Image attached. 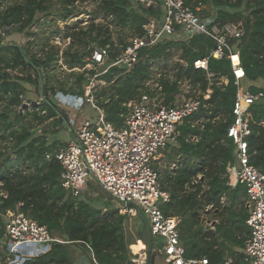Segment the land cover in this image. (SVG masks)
Returning a JSON list of instances; mask_svg holds the SVG:
<instances>
[{
  "label": "trees",
  "instance_id": "obj_1",
  "mask_svg": "<svg viewBox=\"0 0 264 264\" xmlns=\"http://www.w3.org/2000/svg\"><path fill=\"white\" fill-rule=\"evenodd\" d=\"M183 1L202 16L217 15L221 23L243 24L244 36L231 42L233 49L240 52L245 71L242 85L245 83L244 87L254 93L264 90V0ZM89 2L96 5L90 23L85 26L75 23L74 27L53 31L54 35L71 40L62 55L60 47L49 42L39 50L32 49L37 41L29 42L28 37L40 17L51 18L53 23L67 21L80 14L78 4ZM161 10L146 8L135 0H0L2 24L12 27L11 36L23 35L28 44L27 47L17 43L3 45L0 41V192L6 195H0V241L6 235L3 215L8 211L23 212L63 241L54 243L46 255L25 264H80L81 255L91 260L90 248L97 264H134L129 247L136 240L128 232L129 218L116 210L103 212L83 199L85 193L73 197L63 188L62 167L55 152L66 144L61 140L49 143L47 131L33 133L30 117L41 124L59 117L54 125L65 126L66 118L50 102L49 94L61 92L85 99L84 83L88 84V78L74 69L85 67L90 45L110 46L111 59H115L121 52L116 44L126 48L129 39L143 35L150 17H158ZM100 18L104 21L96 22ZM113 25L128 32H119L118 43L113 39ZM214 47L213 40L207 36L178 42L166 37L155 47L144 49L142 59L130 72L115 67L102 76L107 87L94 97L107 121L117 128L122 127L129 112L127 105L149 92L146 83L155 77L151 63L167 61L172 56L171 49H181L180 58L186 64L177 63L174 79H169L166 72L157 79L163 87L165 104L174 106L176 95L181 92L180 81L188 82L192 91L206 93L212 89L211 98L204 101L206 106L178 126L181 137L174 152L181 156L180 166L167 172L161 184L171 195L162 210L180 219V237L187 259L207 258L211 264H222L227 254L235 255L225 242L244 246L249 228L246 225L248 212L240 200V195L246 194L245 189L242 186L230 189L227 185V166L236 161V146L228 137V129L235 119L233 108L238 90L231 64L227 59L211 58L212 79L206 71L194 68V62L208 57ZM60 61L72 70L69 76L75 77L69 87V79L65 81L53 75ZM222 79H227L228 84ZM31 87L39 89L42 97H46L39 108L45 115L35 106L31 111L20 112ZM250 112L251 163L264 173V102L253 105ZM12 156L16 157L17 168L12 166ZM224 196L227 201L223 204ZM209 206L212 211H207ZM208 214L221 218L216 232L203 223ZM142 234L140 229L138 238L147 242V236ZM0 258L4 261L1 249ZM156 258L152 254L149 264H155Z\"/></svg>",
  "mask_w": 264,
  "mask_h": 264
},
{
  "label": "built area",
  "instance_id": "obj_2",
  "mask_svg": "<svg viewBox=\"0 0 264 264\" xmlns=\"http://www.w3.org/2000/svg\"><path fill=\"white\" fill-rule=\"evenodd\" d=\"M135 1L146 8L162 9L161 13L158 17H150L143 35L131 37L126 48L116 44L121 52L115 59H111L113 50L110 46L90 45L84 67L91 72L87 77L85 99L61 92L49 94L48 99L55 96L69 108L78 110L88 103L99 113L95 120H82L78 126L74 119L68 118L67 127L71 131H74L73 126L77 127L68 144L55 152V158L62 167L61 184L73 197L85 193L90 184L99 186L120 203L119 212L129 219H133L140 210L152 239L159 242V246L152 249V254L163 257L168 264H211L207 258H186L180 237V219L168 216L162 210V206L170 202L171 195L162 189L153 163L161 151L179 146V124L206 106L204 101L211 98L212 89L206 93L192 91L188 82L180 81L181 92L176 95V100L186 89L189 92L184 93L187 96H183L182 102L168 106L160 83L156 80L152 87L154 77L146 84L150 93L145 92L127 105L129 112L120 128L107 121L104 110L93 95L100 83H106L101 77L112 68L133 70L142 59V51L155 47L166 37L178 42L207 36L213 40L215 47L208 57L196 60L194 68L206 71L208 78L212 79L213 74L209 73L211 58L227 59L231 64L238 90L233 108L235 119L228 129V137L236 146V161L227 166V185L230 189L242 186L246 192L249 214L246 225L250 234L242 252L244 260L247 264H264V173L251 163L248 143L252 134L250 110L256 103L264 102V90L254 93L242 85L245 71L240 52L233 49L231 42L244 36L243 24L221 23L217 15L202 16L183 0ZM11 32L12 27L3 25L0 20V41L3 45L10 44ZM222 82L228 84L227 79H222ZM0 195L6 197L4 193L0 192ZM3 221L6 235L0 241L4 255L0 264H25L49 253L54 243L63 242L21 211H8L3 215ZM90 250L91 261L97 264ZM131 261L141 264L139 259L132 258ZM143 264H148V256ZM222 264L238 263L233 258H227Z\"/></svg>",
  "mask_w": 264,
  "mask_h": 264
},
{
  "label": "rangeland",
  "instance_id": "obj_3",
  "mask_svg": "<svg viewBox=\"0 0 264 264\" xmlns=\"http://www.w3.org/2000/svg\"><path fill=\"white\" fill-rule=\"evenodd\" d=\"M13 1V0H12ZM54 2H56V0H53ZM9 2H7V5ZM79 7V11L80 14H78L76 17L74 18H70L67 21H62V20H58L56 23H53L54 20H52L51 18H45V17H40V21L38 24H36L35 26L32 27V35L28 37V41H37L35 43V45H33L32 49L33 50H39L41 48L42 45L46 44L47 42H49V44H53V45H57L60 47V52L61 55L63 53V51L68 47V45L71 43V41L67 40L66 38H64V36H56L53 34V31L56 30L57 28L61 29V30H65L66 27H74L75 23H80L81 25H86L88 23L91 22V19L93 18V14L94 11L96 9V5L93 2H89L87 4H78ZM1 7H3L1 5ZM205 7H203L202 9H204ZM211 11H213V9H210ZM215 12V11H214ZM213 12V13H214ZM103 19H98L97 22H103ZM111 30L113 31V39H115V42L118 43V37L120 36V34H128L127 31H121L120 28L115 27L114 25L111 26ZM120 32V34H119ZM49 39V41H48ZM10 44L12 43H17L19 45H23L25 47L28 46V44L26 43V38L22 35L16 36L13 35L10 37ZM26 43V44H25ZM120 47V46H119ZM171 53L172 56L167 60H158L155 62H152V71L154 73L155 79L152 81V84L154 87V83L155 81L158 79L160 74H163L164 72H166V75L168 76L169 79H174L173 77L176 74V65L177 63H183L186 64L185 61H183L180 57L182 54V50L181 49H171ZM74 71L80 72V73H85L86 77H88V75L91 73L89 68L88 70H86V68H82V69H74ZM72 72V70H69L67 68V66L64 65V63L62 61H60V67H56L55 71H53V75L57 76L58 78L62 79V80H68V87L73 84L75 82V77H70V73ZM130 72V71H128ZM150 81V80H149ZM148 81V82H149ZM147 82V83H148ZM146 83V84H147ZM76 86V85H75ZM87 83H84V96H87L88 90H87ZM243 86H246L245 83L243 84ZM77 87V86H76ZM107 87L106 83H100L99 86H97V89H95L93 91V95L96 96L97 93H99V91H101V89ZM186 89V88H185ZM191 89V87H190ZM187 91H184L182 94H180L181 98L177 99L175 101V105L182 102L183 101V96L184 98H186V94L184 95L185 92H189L188 89H186ZM197 91V90H196ZM43 98L41 95V91L39 89H36L35 87H31V89L29 88L26 94V99L24 100V103L28 104L29 106L24 109L23 107L20 109L21 113L23 114L26 110L31 111L33 106H35L36 109H38L41 107V104L43 103ZM31 101V102H29ZM36 102L38 103L37 105H33V103ZM56 106L58 107V110L60 112L65 113H69L71 115V117H73L72 119H74L77 122V126L79 124H81L82 120L85 119H92L95 120L98 116L99 113L97 111H95L90 104L85 103V105L83 107H81L80 109L76 110L73 108H69L68 106L65 105L64 102H61L60 100L58 101L56 99ZM62 108L67 109V110H62ZM66 111V112H64ZM40 112V111H39ZM42 115H45L46 112H40ZM57 118H53L50 119L46 122H44L43 124L38 123V122H34L31 120L30 117V128H34L33 132L35 130H37L38 132H35V134H41L42 131H47L48 135H47V141L49 143H53L54 139L60 138L62 139L61 141L64 140V142L69 140V135L70 132L67 133V129L65 128L64 125H58L55 126L54 122L56 121ZM76 125L73 126V130L75 131ZM9 143V142H8ZM68 143V142H67ZM66 143V145H67ZM12 161H13V167L17 168L18 165L15 162L16 161V157L12 156ZM86 196L83 197V199H85V201H87L88 203H90L93 207L102 210L103 212H106V210H116L119 211V208L121 207L120 203H118L113 197H111L108 193H106L105 191H103L100 187L94 185V184H90L88 186V188L86 189L85 192ZM87 198V199H86ZM130 220V225L128 226V232L133 235L134 232L136 234V237L138 238V231H140V229H142L143 232V236H146V221L142 215V213L140 212V210L138 211V214L135 216V219H129ZM139 227V230L137 229ZM144 240V239H143ZM155 242L157 240H154ZM134 242V241H133ZM132 242V243H133ZM134 245V244H132ZM145 243V241H144ZM142 247V246H141ZM130 248V247H129ZM130 252L134 258V254L132 252V249L130 248ZM160 258V256H158ZM161 259V258H160Z\"/></svg>",
  "mask_w": 264,
  "mask_h": 264
},
{
  "label": "crops",
  "instance_id": "obj_4",
  "mask_svg": "<svg viewBox=\"0 0 264 264\" xmlns=\"http://www.w3.org/2000/svg\"><path fill=\"white\" fill-rule=\"evenodd\" d=\"M263 83H261L260 85H262ZM175 105V104H174ZM62 110H67V109H64V108H62ZM64 112H66V111H64ZM62 114H64L63 112H62ZM64 116H65V118H66V122H65V128H67V133H69L70 132V135H69V140L68 141H66V142H64V140L62 141V143H64V144H66L67 142H69L71 139H72V137H73V135H74V131H71L68 127H67V121H68V118H73V117H71V115L67 112V113H65L64 114ZM195 139L196 138H194L193 140L195 141ZM58 140H62V139H60V138H57V139H54L53 141L55 142V141H58ZM197 140V139H196ZM68 144V143H67ZM180 160H181V156H176L175 155V152H174V148H170V149H167V150H163V151H161L160 153H159V155L156 157V159L154 160V163H153V166H154V168L157 170V172L159 173V177H160V184H162V182L163 181H165V179H166V175L168 174V173H170V172H172V171H174V170H176L179 166H180ZM174 165H176V167H174ZM168 172V173H167ZM198 178L199 179H201V176H198ZM167 192V191H166ZM169 193V192H168ZM240 200L244 203V207L246 208V211L248 212V210H247V207H246V202H247V197H246V194H242V195H240ZM227 201V198L224 196L223 198H222V203L224 204L225 202ZM207 211H212V206H209L208 208H207ZM216 215V214H215ZM214 214H211V215H206V216H204V221H203V223H204V225H205V227L206 228H208L210 231H214V232H216V228L218 227V225H220V222H221V218L220 217H218L217 215L215 216ZM249 215V214H248ZM177 218V217H176ZM134 219H135V217H134ZM179 219V218H178ZM147 223V222H146ZM147 225V224H146ZM139 227L140 226H138V230H139ZM146 227V236H147V234H148V232H149V228H148V225L147 226H145ZM142 230V229H141ZM139 232V231H138ZM137 234V233H136ZM136 234H135V232H134V234H133V236H134V238H135V244L134 245H136L137 246V248L138 247H140V246H142V251H141V253H143L144 254V256H145V258L147 259V256L149 255V251H148V243L145 241V240H143V239H140V238H137L136 237ZM249 234H250V230H249ZM249 237V236H248ZM144 241H145V243H144ZM246 241V240H245ZM152 242L154 243V245H155V248L154 249H156L157 248V246H159V242L157 241V242H155L153 239H152ZM225 244H226V246L227 247H229V249H231L234 253H235V255L233 256V255H230V254H227L226 255V257L224 258V260L225 259H227V258H233V259H235L236 261H237V263L239 262L240 264H247L246 262H245V260H244V257H243V254H242V252H243V248H244V246H239V245H237V244H234V243H232V242H230V241H226L225 242ZM134 245H132V246H130V248L132 249V247L134 246ZM244 245H245V243H244ZM132 252H133V254H134V258L135 259H139V262H141L140 261V257H141V255L140 254H138L137 252L136 253H134V251L132 250ZM82 256V255H81ZM80 256V257H81ZM157 256V258H156V263L155 264H168L165 260H164V258L163 257H161L160 256V258L158 257V255H156ZM145 259V260H146ZM223 260V261H224ZM142 263H145V261L144 262H142ZM223 263V262H222ZM238 263V264H239Z\"/></svg>",
  "mask_w": 264,
  "mask_h": 264
},
{
  "label": "water",
  "instance_id": "obj_5",
  "mask_svg": "<svg viewBox=\"0 0 264 264\" xmlns=\"http://www.w3.org/2000/svg\"><path fill=\"white\" fill-rule=\"evenodd\" d=\"M50 102L53 104V105H56V98L55 96H52L50 97ZM38 103L34 102L33 105H37ZM29 105L24 103L23 104V108L26 109ZM35 132H38L37 130H35L33 133ZM147 243H148V251H149V255H148V264H149V261H150V258L152 256V235L150 232H148L147 234ZM79 263L80 264H93L92 261L85 255H82L79 259Z\"/></svg>",
  "mask_w": 264,
  "mask_h": 264
},
{
  "label": "bare ground",
  "instance_id": "obj_6",
  "mask_svg": "<svg viewBox=\"0 0 264 264\" xmlns=\"http://www.w3.org/2000/svg\"><path fill=\"white\" fill-rule=\"evenodd\" d=\"M142 249H143V248H142L141 246L137 248V246L134 245V246L132 247V250L134 251V253L137 252L138 254L141 255V257H140V261H141L140 263H141V264H143L142 262H144L145 259H146L145 256H144V254L141 253Z\"/></svg>",
  "mask_w": 264,
  "mask_h": 264
}]
</instances>
